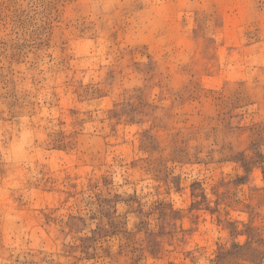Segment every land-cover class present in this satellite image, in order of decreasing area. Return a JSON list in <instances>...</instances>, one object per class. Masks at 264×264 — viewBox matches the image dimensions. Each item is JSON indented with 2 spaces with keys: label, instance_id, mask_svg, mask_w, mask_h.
<instances>
[{
  "label": "rangeland",
  "instance_id": "374dc122",
  "mask_svg": "<svg viewBox=\"0 0 264 264\" xmlns=\"http://www.w3.org/2000/svg\"><path fill=\"white\" fill-rule=\"evenodd\" d=\"M0 264H264V0H0Z\"/></svg>",
  "mask_w": 264,
  "mask_h": 264
},
{
  "label": "clouds",
  "instance_id": "9594fccd",
  "mask_svg": "<svg viewBox=\"0 0 264 264\" xmlns=\"http://www.w3.org/2000/svg\"><path fill=\"white\" fill-rule=\"evenodd\" d=\"M42 140L26 116L18 118L14 133L9 137L0 129V163L10 168L30 166L40 152L37 141Z\"/></svg>",
  "mask_w": 264,
  "mask_h": 264
}]
</instances>
